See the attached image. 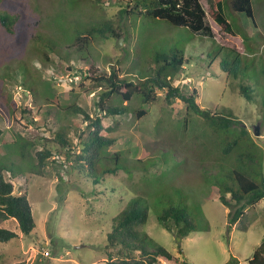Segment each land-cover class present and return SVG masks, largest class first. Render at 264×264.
I'll use <instances>...</instances> for the list:
<instances>
[{"label": "rangeland", "instance_id": "1", "mask_svg": "<svg viewBox=\"0 0 264 264\" xmlns=\"http://www.w3.org/2000/svg\"><path fill=\"white\" fill-rule=\"evenodd\" d=\"M134 2L0 0V13L21 15L13 34L0 25V162L10 168L6 177L14 184V194L29 197L37 223L27 236L15 219L0 222V227L18 233V238L0 243L3 262L106 264L105 245L112 219L135 197L141 204L149 202V220L142 233L174 255L172 261L162 258V264H225L232 256L240 264H249L261 244L264 199L247 208L230 227V212L235 207L220 202L218 184L222 171L234 161L221 152L216 135L203 119L187 115L181 100L169 104L163 91H158L159 100L148 107L149 113L142 119L133 114L140 108L138 96L123 103L129 106L128 114L104 117L107 129L103 133L117 139L109 148V158L121 154L123 166L117 173L105 174L96 184L76 166L75 156L89 130L83 115L65 109L78 105L91 116L104 115L96 104L103 87L90 79V68L96 75L117 70L121 77H139L148 55L181 45L186 48L187 63L175 77V85L186 95L197 90V102L203 108L237 117L263 155L264 169V100H246L237 81L233 83L218 68L214 71L217 66L209 63L216 43L203 33L190 34L186 28L162 20L121 19L120 11L131 10ZM255 3L258 26L245 14L227 9L226 14L249 36L256 35L250 39L255 49L241 52L258 58L264 53V0ZM58 18L67 21L66 31L56 26ZM109 20L128 33L123 35L122 45L118 47L119 38L110 36L92 42L89 55L77 54V46L69 39V32L75 33V23L89 26ZM214 27L220 44L240 47L243 43ZM5 93L10 94L9 100ZM119 99L114 96L110 103L120 106ZM258 124L259 136L254 133ZM63 128L71 142L63 149L69 156L57 151L56 138ZM25 141L34 143L30 152L22 147ZM45 148L53 153L40 167L36 151ZM107 164L113 167L114 162L108 159ZM170 206L184 208L199 229L177 241L174 232L157 220V214Z\"/></svg>", "mask_w": 264, "mask_h": 264}, {"label": "trees", "instance_id": "2", "mask_svg": "<svg viewBox=\"0 0 264 264\" xmlns=\"http://www.w3.org/2000/svg\"><path fill=\"white\" fill-rule=\"evenodd\" d=\"M254 3L255 0H135L132 9H122L120 16L125 20L134 16L162 20L169 25L186 28L190 34L203 33L212 43H216L211 49L215 53H210L212 61L209 63L211 67L217 66L214 71L217 73L218 68L231 78L233 83L237 81L239 93L246 100L253 101L258 98L264 100V53L257 56L258 58L244 56L245 52L242 53L241 49L254 50L250 39L256 35L249 36L242 25L230 20L226 14V9L245 14L252 19L255 26H258ZM206 7L210 8L209 13ZM20 20V14L13 17L9 13H0V25L7 34H13L16 31ZM56 22L59 25H56L57 27L66 31L67 21L58 18ZM214 26L221 27L223 32L241 39L243 43L239 44L240 47L220 44L217 41ZM73 28L75 33L72 35L69 32V39L77 46L75 47L77 54H85V56L89 55L90 46L95 40L107 39L110 36L118 39L125 34L124 29L121 32L110 20L89 26L86 22H79L75 23ZM125 35L128 36V33ZM55 49L56 46L53 50ZM148 56L145 59L148 69L142 66L139 77L133 73V77H121L117 70H112L109 74L96 75L92 71L93 67L88 71L92 77L90 79L103 87L96 104L104 115L91 116L87 110L78 105L65 109L71 114L83 115V120L87 122L86 129L89 130L85 134L81 152L75 156L76 166L84 175L91 176L96 184L103 181L105 174L117 173L123 166L121 154L115 153L114 157L109 158V148L116 143L117 139L108 133H103L107 129L104 125V117L128 114L129 106L123 103L138 96L140 108L133 111V114L137 119H142L148 115V107L159 100L158 91H163L169 104L181 100L187 106V115L192 113L203 119L207 128L216 135L217 146L221 152L232 157L234 163L222 171V179L218 184L220 202L227 207H235L234 211L230 212L231 227L246 213L247 208L256 206L264 199L263 155L256 147L249 129L232 113L212 112L203 108L197 102V90L186 95L179 86L175 85V77L187 63L184 46L166 47ZM215 60L218 62L216 63ZM5 95L9 100L10 94L5 93ZM114 96L120 97V106L110 103ZM187 119L186 116L185 120ZM64 129L59 131L56 138L59 154L64 151L65 145L71 143L68 132ZM32 146H34L33 142L22 143L24 151L27 152L31 151ZM52 153V150L48 148L36 151L40 167L44 166L46 159ZM63 154L70 155L65 151ZM108 159L114 162L113 167L107 164ZM18 170H20L19 167ZM9 171V166L0 162V222L15 219L23 235L28 236L37 226L33 207L27 195L14 194V184L6 177ZM15 173L20 175L18 171ZM148 220L149 202L141 204L136 197L113 217L112 229L107 235L105 245L106 264H162V258L169 261L174 259L171 251L163 245L156 244L142 233L141 228L147 225ZM157 220L168 231L174 232L177 241L199 229L195 218L182 207H166L157 214ZM16 238L18 233L0 227V243H8ZM0 264H26V262L6 263L0 259ZM185 264L188 263L185 262ZM225 264H240V260L232 256ZM249 264H264V238L249 259Z\"/></svg>", "mask_w": 264, "mask_h": 264}, {"label": "water", "instance_id": "3", "mask_svg": "<svg viewBox=\"0 0 264 264\" xmlns=\"http://www.w3.org/2000/svg\"><path fill=\"white\" fill-rule=\"evenodd\" d=\"M122 41H123V36L119 38L118 42H117V46L120 47L122 45ZM260 127L261 124H258L254 127V133L255 135L259 136L260 135Z\"/></svg>", "mask_w": 264, "mask_h": 264}]
</instances>
